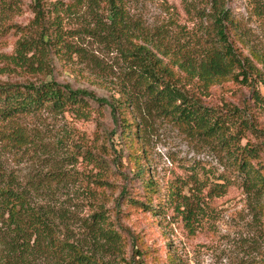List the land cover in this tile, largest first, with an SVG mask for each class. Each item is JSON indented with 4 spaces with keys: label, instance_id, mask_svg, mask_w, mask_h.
Wrapping results in <instances>:
<instances>
[{
    "label": "trees",
    "instance_id": "16d2710c",
    "mask_svg": "<svg viewBox=\"0 0 264 264\" xmlns=\"http://www.w3.org/2000/svg\"><path fill=\"white\" fill-rule=\"evenodd\" d=\"M146 1L157 4L162 16L149 21L138 8ZM31 2L36 36H23L10 60L17 67L41 72L46 66L42 59L58 45L62 48L66 33L61 28L59 14L52 19L46 16L44 0ZM75 3L66 6L65 11L70 12L84 3L92 18L83 31L119 58L121 69L115 77V95L110 100L97 98L91 92L55 81L0 84V121L6 122L8 129L0 138L14 146L27 145L33 139L18 125L19 117L47 111L87 119L93 105L97 106L96 111L107 108L118 129L110 140L97 141L96 148L101 153L84 149L81 143L77 148L81 159H24L32 171L22 181L0 159V260L3 264H34L36 256L47 252L48 247L69 246L57 236L54 209L44 210L39 204L46 189L67 176L64 165L80 163L90 168L91 173L83 175L91 177L87 182L94 184L96 191L90 192H96L94 196L99 198L100 191L113 187L112 178L130 180L122 176V162L126 160L134 175L130 187L141 184L143 195L132 192L126 185L118 188V196L113 200L118 206L117 213L119 207L155 213L152 204L156 196L152 194L157 192L155 186L141 160L129 159L136 155L135 113L143 110L184 129L189 136L218 145L225 153L226 159L221 160L229 175L211 181L215 191L225 192L229 185L238 183L247 194H264V149L253 145L248 138L250 134L264 139L263 129L258 126L259 115L230 104L225 109L206 107L187 89L192 83L204 94L214 85L237 82L251 89L253 104L244 108L259 106L264 118V96L260 92L264 90V55L241 33L225 0H182L187 21L193 24L190 31L180 24L177 8L166 0H75ZM255 14L264 30V11L256 1ZM114 136L117 141L112 140ZM242 140L248 141L242 145ZM115 144L119 151L113 159H107L112 157ZM182 198L186 210L180 211V203L177 210L191 227L197 215L185 197ZM96 206V212L83 222L85 230L96 239L120 242L119 230L110 214L105 212L103 204L96 203ZM74 252V260L82 257L77 250ZM168 260L175 264L171 258ZM88 264L98 263L92 260ZM258 264H264V259Z\"/></svg>",
    "mask_w": 264,
    "mask_h": 264
},
{
    "label": "rangeland",
    "instance_id": "374dc122",
    "mask_svg": "<svg viewBox=\"0 0 264 264\" xmlns=\"http://www.w3.org/2000/svg\"><path fill=\"white\" fill-rule=\"evenodd\" d=\"M166 1L177 8L180 24L190 31L193 24L187 21L182 0ZM255 1L264 11V0H225V6L246 40L264 55V30L255 14ZM68 5H76L75 0H44L47 17L52 19L59 14L61 28L66 33L64 45L62 48L58 45L42 59L46 63L43 71L30 72L12 64L10 58L15 56L16 44L23 36H36L33 4L31 0H0V84L55 81L91 92L97 98L110 100L115 95V77L121 69L119 58L83 31L92 18L84 3L66 12ZM138 8L149 21L162 16L153 1L141 3ZM37 57L41 58L39 54ZM187 89L206 107L225 109L230 104L258 114V126L264 134L261 108H244L253 104L250 88L227 81L210 87L204 94L192 83ZM260 92L264 96V90ZM96 109L93 105L87 119L47 111L19 117L18 125L33 142L14 146L0 138V159L22 181L32 171L24 159H81L77 151L81 143L84 149L101 153L96 148L97 141L110 140L118 128L107 108ZM135 117L136 155L129 159L141 160L155 186L157 192L152 194L156 195L152 199L155 213L125 207H119L117 213L118 206L113 200L118 196V188L126 185L132 192L143 195L141 184L130 187L134 175L126 160L122 162L124 170L116 169L122 170V176L130 180L112 178L113 187L98 190L102 192L99 198L94 196L96 192H90L94 190V184L87 182L91 177L83 175L90 174V168L80 163L64 165L67 176L46 189L39 204L44 210L54 209L57 236L69 246L48 247L47 252L36 256L34 264H88L92 260L98 264H170L168 258L175 264H258L264 259V194H247L238 183L229 185L225 192L215 191L211 181L229 175L221 160L226 159L225 153L215 142L189 136L184 129L144 110L136 112ZM7 130L6 122L0 121V137ZM248 138L253 145L264 149V139L250 134ZM112 140L117 141L116 136ZM246 141L242 140V145ZM118 151L115 144L112 157L107 159H113ZM182 197L197 215L191 227L177 210L179 203L180 211L186 210ZM96 203L103 204L105 212L110 214L119 230L120 242L96 239L85 230L83 222L96 212ZM74 250L81 254L80 259L74 260Z\"/></svg>",
    "mask_w": 264,
    "mask_h": 264
}]
</instances>
